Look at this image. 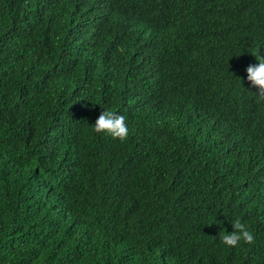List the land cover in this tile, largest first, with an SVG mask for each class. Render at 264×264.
I'll return each instance as SVG.
<instances>
[{"label":"trees","instance_id":"16d2710c","mask_svg":"<svg viewBox=\"0 0 264 264\" xmlns=\"http://www.w3.org/2000/svg\"><path fill=\"white\" fill-rule=\"evenodd\" d=\"M257 48L264 0H0V264H264Z\"/></svg>","mask_w":264,"mask_h":264},{"label":"clouds","instance_id":"9594fccd","mask_svg":"<svg viewBox=\"0 0 264 264\" xmlns=\"http://www.w3.org/2000/svg\"><path fill=\"white\" fill-rule=\"evenodd\" d=\"M257 63L248 65L245 69L246 79L254 87L256 95L260 100H264V49H256ZM94 131L98 134L103 133L113 139L124 141L128 138L129 128L125 117L112 110H103L98 115L94 123ZM232 231L221 233V243L228 247H236L241 241L247 244L254 243V235L248 226L237 218L231 224Z\"/></svg>","mask_w":264,"mask_h":264}]
</instances>
